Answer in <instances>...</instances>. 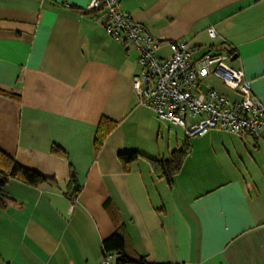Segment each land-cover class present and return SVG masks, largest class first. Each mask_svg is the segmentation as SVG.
<instances>
[{
    "label": "crops",
    "instance_id": "crops-1",
    "mask_svg": "<svg viewBox=\"0 0 264 264\" xmlns=\"http://www.w3.org/2000/svg\"><path fill=\"white\" fill-rule=\"evenodd\" d=\"M89 2L0 0V152L52 180L5 185L0 264H99L115 232L127 256L151 263L264 264V129L187 138L177 127L184 134L172 149V125L133 95L136 51L105 33ZM119 8L162 42L160 56L178 40L194 59L228 55L264 105V0H120ZM210 77L202 91L238 99ZM186 140L180 171L170 183L155 178L149 159H167ZM129 153L140 157L124 165L119 156Z\"/></svg>",
    "mask_w": 264,
    "mask_h": 264
},
{
    "label": "built area",
    "instance_id": "built-area-1",
    "mask_svg": "<svg viewBox=\"0 0 264 264\" xmlns=\"http://www.w3.org/2000/svg\"><path fill=\"white\" fill-rule=\"evenodd\" d=\"M120 0H90L86 11L99 13L105 33L129 54L137 53L139 72L132 78L138 105L151 109L158 120L182 128L191 138L216 130L236 136L257 137L264 129V105L251 92L242 71L230 68L228 55L204 54L193 58L183 40L165 42L168 55L160 56L162 42L145 26L119 8ZM215 39L212 29L207 31ZM218 79L238 99L231 100L214 89L202 91L203 80ZM116 255L104 252L99 264H115Z\"/></svg>",
    "mask_w": 264,
    "mask_h": 264
},
{
    "label": "trees",
    "instance_id": "trees-1",
    "mask_svg": "<svg viewBox=\"0 0 264 264\" xmlns=\"http://www.w3.org/2000/svg\"><path fill=\"white\" fill-rule=\"evenodd\" d=\"M97 142L99 139L95 138ZM97 147L99 144L97 143ZM190 151L188 141L186 140L182 147L169 154L167 159L154 160L149 159L151 168L155 178L165 179L169 183L173 176H175L182 166L185 157ZM55 154L59 153L58 150L53 151ZM140 155L137 153H129L120 155L119 158L124 165H127L135 161ZM10 179L21 181L29 186L38 187L42 184L50 185L52 180L43 177L36 172L27 170L19 166L16 162L0 152V208H3L7 201V195L5 194L4 187ZM69 185L73 190L72 198H76L79 193V187L76 185V181L71 175ZM103 252L114 253L116 255L115 264H156L148 262L145 258H132L127 256L124 249V240L119 232H115L102 242Z\"/></svg>",
    "mask_w": 264,
    "mask_h": 264
},
{
    "label": "rangeland",
    "instance_id": "rangeland-1",
    "mask_svg": "<svg viewBox=\"0 0 264 264\" xmlns=\"http://www.w3.org/2000/svg\"><path fill=\"white\" fill-rule=\"evenodd\" d=\"M208 80H218V79H216V78H214V77H210V79H208ZM216 82V84L218 85V86H222L219 82H217V81H215ZM223 89V91L224 92H226V90L224 89V88H222ZM226 93H228V92H226ZM162 126L165 128V127H167V125H165V124H163L162 123ZM169 132H170V139H171V143H172V149H174L175 148V144H174V140H175V137H174V134H176V135H178V136H180V137H182L183 136V131L181 130V129H179V128H177V127H174V126H172V127H170V129H169ZM179 140V139H178ZM159 143L161 144V142L162 143H167V129H166V131H165V135L164 136H160V138H159ZM180 145V144H179ZM177 148H179V146H177ZM176 149V148H175Z\"/></svg>",
    "mask_w": 264,
    "mask_h": 264
}]
</instances>
